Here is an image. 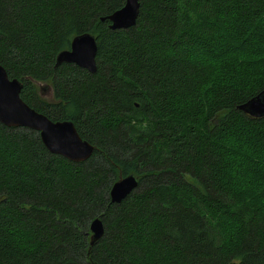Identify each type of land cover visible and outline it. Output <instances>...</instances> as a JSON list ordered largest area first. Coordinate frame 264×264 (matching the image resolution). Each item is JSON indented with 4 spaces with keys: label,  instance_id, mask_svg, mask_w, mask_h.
Masks as SVG:
<instances>
[{
    "label": "trees",
    "instance_id": "trees-1",
    "mask_svg": "<svg viewBox=\"0 0 264 264\" xmlns=\"http://www.w3.org/2000/svg\"><path fill=\"white\" fill-rule=\"evenodd\" d=\"M125 1L0 0L21 97L96 147L71 161L0 122V264H264V117L238 109L264 89V0H140L110 28ZM85 32L97 70L56 67Z\"/></svg>",
    "mask_w": 264,
    "mask_h": 264
},
{
    "label": "water",
    "instance_id": "water-1",
    "mask_svg": "<svg viewBox=\"0 0 264 264\" xmlns=\"http://www.w3.org/2000/svg\"><path fill=\"white\" fill-rule=\"evenodd\" d=\"M140 0H126L125 4L102 20L111 21L110 28L122 29L136 24L140 13ZM97 39L90 32L76 35L70 49L62 50L56 58L55 66L63 63H74L91 72L97 70L96 54ZM42 86V94L50 90ZM23 82L11 78L3 65L0 64V122L10 127H26L40 133L41 139L50 152L65 158L82 162L91 157L95 145L84 139L73 121L53 120L48 115L30 106L21 97ZM238 109L254 118L264 117V89L244 103ZM139 185V178L130 174L117 180L110 191L112 202H121ZM91 243L103 237L105 225L102 218L97 217L91 223Z\"/></svg>",
    "mask_w": 264,
    "mask_h": 264
},
{
    "label": "rangeland",
    "instance_id": "rangeland-1",
    "mask_svg": "<svg viewBox=\"0 0 264 264\" xmlns=\"http://www.w3.org/2000/svg\"><path fill=\"white\" fill-rule=\"evenodd\" d=\"M50 95H51V93H50V91L48 90H45L44 92H43V94H42V96L43 97H50Z\"/></svg>",
    "mask_w": 264,
    "mask_h": 264
}]
</instances>
